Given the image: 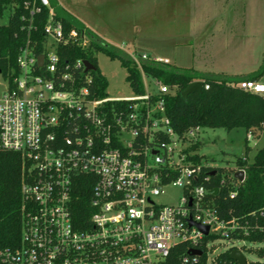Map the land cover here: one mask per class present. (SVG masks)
Listing matches in <instances>:
<instances>
[{"label":"built area","instance_id":"built-area-1","mask_svg":"<svg viewBox=\"0 0 264 264\" xmlns=\"http://www.w3.org/2000/svg\"><path fill=\"white\" fill-rule=\"evenodd\" d=\"M23 6L29 23L42 8L47 19L43 39L27 37L20 47L19 73L6 80L0 95V150L19 153L24 163L21 242L0 249V264H158L179 242L187 243L188 251L204 252L205 264H218L216 257L224 250L228 256L240 252L245 264H264L243 255L252 252L264 259V239L246 247L247 222L221 219L215 211L209 191L216 187H207L213 166L196 161L189 149L199 141L200 127L182 135L173 132L165 95L175 86L148 76L142 67L144 61H170L114 45L139 71L143 92L93 97L89 86L95 67L86 68L84 61L91 63L86 58L62 63L57 49L67 44L86 48L91 41L112 48L111 43L83 24L64 30L49 0ZM39 45L41 52L36 51ZM236 85L264 93L261 81ZM202 87L208 84L202 82ZM250 135L248 131L246 138ZM83 175L90 177L93 211L77 224L71 193ZM169 185L181 189L178 202L157 203L155 197ZM189 220L207 226L206 233ZM252 226L253 232L264 233V223ZM221 240L226 245L214 252ZM237 242L241 244L233 245ZM198 257L188 253L182 261L193 263ZM219 264L240 263L229 257Z\"/></svg>","mask_w":264,"mask_h":264},{"label":"trees","instance_id":"trees-1","mask_svg":"<svg viewBox=\"0 0 264 264\" xmlns=\"http://www.w3.org/2000/svg\"><path fill=\"white\" fill-rule=\"evenodd\" d=\"M25 1L31 0H0V17L5 9L10 11L7 22L0 25V76L8 83L19 73L16 57L26 38H35L39 42L44 37L43 28L47 19V9L42 8L39 13H35L29 23L27 10L23 6ZM49 1L54 9L55 17L61 21L64 30L82 26L63 10L55 9L53 0ZM41 50L40 45L36 47L37 52ZM93 50L118 58L121 66L125 68V79L131 91L143 92L139 71L123 53L116 52L109 46H100L95 41H91L86 48L68 44L60 46L57 51L62 63L75 58H86L94 65L95 69L90 71L91 96L106 95L107 86L106 77L96 67ZM142 67L148 76L158 78L169 87L175 86L174 91L165 95L166 115L175 134L182 135L192 127H219L226 131L242 128L246 132L263 130V93L246 91L236 85L243 79L255 80L256 76L251 75L240 79L201 74L190 68L175 69L171 64L152 61H144ZM194 80H201L208 84V88L202 87L200 92L190 93L183 98L181 91ZM200 145V141H197L189 148L194 152L192 158L198 162L201 161L198 153ZM248 151L249 146L244 139V153L235 158L234 167L213 166V174L210 176L207 187L217 188L216 193L209 196L213 200L218 217L227 219L233 216L245 220L249 225L245 238L248 242H252L264 239V233L252 231V225L255 222L256 224L264 223V147L254 152L251 161L246 159ZM23 170L24 163L19 153L0 150V249L17 247L21 242ZM238 170H242L244 174L240 182L234 177V173ZM89 179L90 177L84 175L78 177L71 193V211L77 224L85 222L93 211L90 206L91 181ZM230 192L234 194L230 195ZM188 249L187 243L179 242L158 264H205L204 252L193 263L183 262L182 259L188 254ZM216 260L218 264L221 261H228V251H221Z\"/></svg>","mask_w":264,"mask_h":264},{"label":"rangeland","instance_id":"rangeland-1","mask_svg":"<svg viewBox=\"0 0 264 264\" xmlns=\"http://www.w3.org/2000/svg\"><path fill=\"white\" fill-rule=\"evenodd\" d=\"M54 8L63 10L92 24L111 43L116 52H146L167 58L175 69L190 68L201 74H218L244 78L254 75L264 82V0H53ZM154 6V7H153ZM10 11L5 9L0 25ZM75 15V16H74ZM100 27V29H99ZM99 36V35H98ZM122 47L117 50L115 46ZM96 67L106 77L108 96L132 94L125 79L126 71L116 57L95 52ZM6 81L0 76V95ZM264 95V93L262 94ZM242 128H200L198 131L201 162L232 168L234 160L244 153V139L249 146L246 154L264 147V129L253 130L249 139ZM181 189L166 186L155 197L157 203L178 202ZM214 252L226 241H219ZM240 242L233 245H240ZM246 247L258 244L243 242ZM261 245V244H259ZM251 261L264 260L252 252H243ZM210 257V255H209ZM208 264L210 261L208 260Z\"/></svg>","mask_w":264,"mask_h":264},{"label":"water","instance_id":"water-1","mask_svg":"<svg viewBox=\"0 0 264 264\" xmlns=\"http://www.w3.org/2000/svg\"><path fill=\"white\" fill-rule=\"evenodd\" d=\"M41 60H42V56H39L38 58V63L40 64L41 63ZM84 65L86 68L88 69H93L94 66L89 63L88 61H84ZM201 88H202V81L201 80H194V81H191L190 83H188L186 85V87L181 91V96L183 98L186 97V95L190 94V93H194V92H200L201 91ZM234 177L238 180H242L243 178V171L242 170H238L234 173ZM217 191V188H213L209 191V193L211 194H215ZM189 224H193L195 225L199 230H201L203 233H206L207 231V226H202V225H199V224H194L192 221L189 220ZM189 254L191 255H196V256H200L201 255V252L200 250H197V249H191L188 251ZM229 257L231 259H234V260H237L240 264H245L244 263V257L241 255L240 252L236 251V250H233L230 252L229 254Z\"/></svg>","mask_w":264,"mask_h":264},{"label":"crops","instance_id":"crops-1","mask_svg":"<svg viewBox=\"0 0 264 264\" xmlns=\"http://www.w3.org/2000/svg\"><path fill=\"white\" fill-rule=\"evenodd\" d=\"M154 7V6H153ZM75 16V15H74ZM77 19H75V20H77L79 23H81V24H83V25H85V26H87L94 34H96V35H99V37H102L101 36V34H100V30H98V28H96V27H94L92 24H90V23H88V22H85L84 20H81L80 18H78L77 16H75ZM99 29H100V27H99ZM103 38V37H102ZM193 69V68H192ZM196 71V70H195ZM197 72V71H196ZM199 73V72H198ZM214 75H218V74H214ZM244 80V79H243ZM256 81H261V78H257V79H255ZM262 82V81H261ZM264 83V82H263ZM264 129V128H263Z\"/></svg>","mask_w":264,"mask_h":264}]
</instances>
